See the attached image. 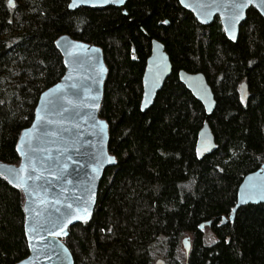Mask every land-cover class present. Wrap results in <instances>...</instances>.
I'll use <instances>...</instances> for the list:
<instances>
[{
  "label": "trees",
  "instance_id": "1",
  "mask_svg": "<svg viewBox=\"0 0 264 264\" xmlns=\"http://www.w3.org/2000/svg\"><path fill=\"white\" fill-rule=\"evenodd\" d=\"M68 3L0 0V160L18 163L21 130L64 73L55 40L67 34L99 46L108 70L99 116L116 164L103 173L90 220L63 239L74 264H264V204L229 218L242 178L264 163V18L250 7L232 42L217 17L201 25L179 0H127L125 14ZM152 38L172 71L141 111ZM180 69L205 75L216 100L210 115L179 81ZM204 120L217 147L198 158ZM27 254L23 195L0 176V264Z\"/></svg>",
  "mask_w": 264,
  "mask_h": 264
},
{
  "label": "water",
  "instance_id": "2",
  "mask_svg": "<svg viewBox=\"0 0 264 264\" xmlns=\"http://www.w3.org/2000/svg\"><path fill=\"white\" fill-rule=\"evenodd\" d=\"M126 1L69 0L68 8L115 6L125 14ZM179 4L201 25H208L217 17L225 36L232 42L236 41L250 7L264 18V4L259 0L245 7L238 20L232 19L231 0H179ZM55 46L62 56L64 73L58 82L39 95L30 125L21 130L16 143L18 163L0 160V176L8 183L12 181L9 184L23 195L28 254L15 264H74L63 239L68 236L69 227L90 220L103 173L116 164L115 156L108 151V124L99 116L108 72L102 49L67 34L60 35ZM171 71L172 63L163 43L153 38L142 74L141 111L152 105ZM178 79L201 103L205 114L210 115L216 100L205 75L180 69ZM239 92L240 98L247 100L245 82L239 85ZM216 147L209 123L204 120L197 134L196 155L202 158ZM262 197L264 163L242 178L230 220L242 206L264 204ZM182 245L188 255L189 237L182 239ZM156 264L163 261L158 259Z\"/></svg>",
  "mask_w": 264,
  "mask_h": 264
},
{
  "label": "snow or ice",
  "instance_id": "3",
  "mask_svg": "<svg viewBox=\"0 0 264 264\" xmlns=\"http://www.w3.org/2000/svg\"><path fill=\"white\" fill-rule=\"evenodd\" d=\"M119 2H123V0H119ZM183 2V0H181ZM253 0H231V8L233 10L234 15L232 16L233 20H238L241 18L243 14V9L247 7L249 4H252ZM259 3L264 4V0H259ZM9 6H12V0H9ZM73 5H69V7H72ZM9 183H12V181H9ZM264 198V197H262ZM69 208H71V205H69ZM59 211V209H57ZM85 212V215H87V209L85 208L83 210ZM77 219H81V217H76ZM36 227H42L41 225H37ZM35 230V228H34ZM62 231V229H61ZM50 234H58V233H50Z\"/></svg>",
  "mask_w": 264,
  "mask_h": 264
},
{
  "label": "flooded vegetation",
  "instance_id": "4",
  "mask_svg": "<svg viewBox=\"0 0 264 264\" xmlns=\"http://www.w3.org/2000/svg\"><path fill=\"white\" fill-rule=\"evenodd\" d=\"M152 39H153V38H152ZM152 39H151V40H152ZM150 44H151V42H150ZM150 50H151V46H150ZM133 55H134V57H135V54H134V53H133ZM133 55H132V56H133ZM149 55H150V53H149ZM149 55H148V56H149ZM147 58H148V57H147ZM145 63H146V62H145ZM144 67H145V66H144ZM143 71H144V70H143ZM178 71H179V70H178ZM177 73H178V72H177ZM141 81H142V80H141ZM141 95H142V94H141Z\"/></svg>",
  "mask_w": 264,
  "mask_h": 264
}]
</instances>
